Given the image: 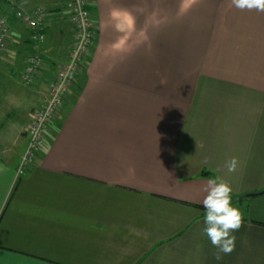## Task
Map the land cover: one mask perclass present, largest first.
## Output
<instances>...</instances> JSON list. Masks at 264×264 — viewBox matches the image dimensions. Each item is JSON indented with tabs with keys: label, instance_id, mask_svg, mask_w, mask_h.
<instances>
[{
	"label": "crops",
	"instance_id": "obj_1",
	"mask_svg": "<svg viewBox=\"0 0 264 264\" xmlns=\"http://www.w3.org/2000/svg\"><path fill=\"white\" fill-rule=\"evenodd\" d=\"M64 2H0L10 28L2 75H21L33 51L9 3L42 8L46 37L34 84L7 96L16 138L0 145V264H264V196L232 203L243 225L219 261L202 205L217 177L232 197L264 190V13L231 0L187 11L185 0H88L95 40L79 85L19 176L50 68L68 54L57 59L70 36Z\"/></svg>",
	"mask_w": 264,
	"mask_h": 264
},
{
	"label": "built area",
	"instance_id": "obj_2",
	"mask_svg": "<svg viewBox=\"0 0 264 264\" xmlns=\"http://www.w3.org/2000/svg\"><path fill=\"white\" fill-rule=\"evenodd\" d=\"M64 9L68 14L72 28V42L66 61L59 67L56 75L47 85V99L36 111L28 129L29 139L18 167L19 176L29 165V159L39 151L47 124L58 113L65 97L76 84L95 39V28L88 8V0H65ZM15 15L27 27L29 39L33 44V51L26 59L21 76L25 83H31L41 70L44 59V49L42 50L46 40L43 32L44 11L42 8L36 7L31 11L17 10ZM9 35L10 29L6 18L0 17V52Z\"/></svg>",
	"mask_w": 264,
	"mask_h": 264
},
{
	"label": "clouds",
	"instance_id": "obj_3",
	"mask_svg": "<svg viewBox=\"0 0 264 264\" xmlns=\"http://www.w3.org/2000/svg\"><path fill=\"white\" fill-rule=\"evenodd\" d=\"M198 0H185L184 9L190 10ZM231 6L241 11H257L264 13V0H231ZM114 10L110 15L113 19L126 15ZM239 161L232 157L225 162L224 167L229 173L235 172ZM204 196L202 205L205 209L203 233L207 236L213 247L217 249L216 260L222 255L230 254L235 249L236 237L234 233L243 225V214L232 204V187L222 178L211 179L202 189Z\"/></svg>",
	"mask_w": 264,
	"mask_h": 264
},
{
	"label": "rangeland",
	"instance_id": "obj_4",
	"mask_svg": "<svg viewBox=\"0 0 264 264\" xmlns=\"http://www.w3.org/2000/svg\"><path fill=\"white\" fill-rule=\"evenodd\" d=\"M2 1V0H1ZM9 8H11L10 9V11L11 12H13V10H15L14 11V16L16 17V15H15V13H16V11L17 10H23V9H20V8H17V9H14V6H13V4H10L9 3ZM23 11H26V10H23ZM67 15V14H66ZM68 16V15H67ZM1 17V16H0ZM68 19H69V17H67ZM17 19V18H16ZM18 20V19H17ZM20 22V21H19ZM21 23V22H20ZM22 25H24L23 23H22ZM69 25H70V36H69V38L67 39V41H66V43H64V44H62L61 45V49L59 48V52H58V56H57V59H59V57H60V55L62 56L63 55V53L68 49V47L70 46V44H71V42H72V28H71V24H70V20H69ZM25 26V25H24ZM26 27V26H25ZM10 29V28H9ZM26 29H27V27H26ZM28 30V29H27ZM10 36V35H9ZM9 38V37H8ZM8 38L6 39V42H5V45H4V48H3V50L0 52V63H4V60L3 59H1L2 57H4L5 55H4V53H5V51H7V44H8ZM95 40V39H94ZM93 44H94V41H93ZM93 44H92V46H91V48H90V50L92 49V47H93ZM68 46V47H67ZM45 57H46V55L44 56V59H43V64H44V61H45ZM10 61V60H9ZM26 62V61H25ZM53 63H56V62H53ZM43 64H42V67H43ZM62 64L63 63H60V64H55L56 66H54V68H50V69H53L51 72H53L52 73V77L50 78V80L49 81H47V82H45V89L44 90H46L45 91V93H46V95L44 96V99H43V102H42V104L44 103V101L47 99V85L49 84V82L51 81V79H53L54 78V76L56 75V72H57V70L59 69V67L60 66H62ZM42 67H41V69H42ZM5 68H8L7 66L5 67H1L0 66V71H3V69L4 70H6ZM41 71V70H40ZM39 71V72H40ZM23 73V72H22ZM22 73H21V75L19 74V75H17L16 74V77H12V79H8L7 77H5L4 75H2L1 74V72H0V145H2V144H7V143H9L10 141H12V140H14L15 138H16V136H14V129H13V127H14V124L16 123L15 121H13V119H15L14 118V111L13 112H11V114L10 115H12V118L10 119V120H8V119H5L4 118V116H5V114H7L8 115V107L9 106H7V96L12 92V94H15L17 97H21V98H24L23 96H25L24 94L22 95V93L20 92L21 91V86L22 87H25V88H31L32 87V85L34 84V81H35V79H33V81L31 82V83H25L23 80H22V78H21V76H22ZM5 74V73H4ZM38 75V74H37ZM36 75V76H37ZM19 76V79L17 78ZM81 76V73H80V75H79V77ZM78 77V79H77V83H76V85L75 86H78L79 85V82H80V78ZM16 79L18 80L17 82L20 84V86H17L16 85ZM79 80V81H78ZM11 82V83H10ZM12 82H14V85H12ZM9 90V91H8ZM30 90H32V89H30ZM72 90V89H71ZM27 92V91H26ZM9 93V94H8ZM13 104H14V101H13ZM41 104V105H42ZM15 105H17V104H15ZM41 107V106H40ZM39 107V108H40ZM16 106H15V110H16ZM39 108L38 109H36L35 110V112L33 113V117H34V115H35V113H36V111H38L39 110ZM17 111V110H16ZM59 112V111H58ZM58 114V113H57ZM57 114L50 120V122L47 124V127H46V130L44 131V133H43V135H42V145L40 146V148H39V151L36 153V154H34V156L33 157H31L30 159H29V161H28V164L29 165H27V167L24 169V173L22 174V175H24L27 171H29L28 169H30L32 166H33V164L35 163V161L38 159V157H39V155L42 153V151L44 150V146H45V142H46V134H47V131H48V128H49V126L52 124V122L54 121V119L57 117ZM19 116L18 117H16L18 120H20V114H18ZM5 119V120H4ZM33 120V119H32ZM32 122V121H31ZM18 123V122H17ZM31 124V123H30ZM29 127H30V125H29ZM29 127L27 128V130H26V144H25V147H24V150H23V152H22V154L20 155V157H19V161H18V164H17V174H18V167H19V164H20V161L22 160V157H23V155H24V153H25V150H26V147H27V143H28V129H29ZM21 175V176H22Z\"/></svg>",
	"mask_w": 264,
	"mask_h": 264
},
{
	"label": "water",
	"instance_id": "obj_5",
	"mask_svg": "<svg viewBox=\"0 0 264 264\" xmlns=\"http://www.w3.org/2000/svg\"><path fill=\"white\" fill-rule=\"evenodd\" d=\"M1 2V0H0ZM264 196V190L259 192V193H253V194H246V198H249V199H254V198H259V197H262Z\"/></svg>",
	"mask_w": 264,
	"mask_h": 264
},
{
	"label": "trees",
	"instance_id": "obj_6",
	"mask_svg": "<svg viewBox=\"0 0 264 264\" xmlns=\"http://www.w3.org/2000/svg\"><path fill=\"white\" fill-rule=\"evenodd\" d=\"M202 175H205V176H207L208 174L207 173H205V174H202ZM246 195H243V196H241V197H232V203H235V202H237V200H241V198H246L245 197Z\"/></svg>",
	"mask_w": 264,
	"mask_h": 264
}]
</instances>
